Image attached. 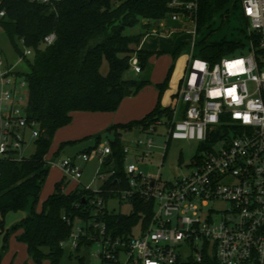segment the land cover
<instances>
[{
    "label": "built area",
    "instance_id": "1",
    "mask_svg": "<svg viewBox=\"0 0 264 264\" xmlns=\"http://www.w3.org/2000/svg\"><path fill=\"white\" fill-rule=\"evenodd\" d=\"M241 2L249 23V45L241 56L214 66L192 53L171 107L173 118L156 121L134 140L136 162H125L128 188L105 191L103 185L98 190L79 186L94 193L88 201L93 215L89 220L64 218L72 233L61 247L70 245V256L77 260L69 264H79L82 258L91 264L80 253L93 246H97L92 255L97 264L201 263L205 256L218 264H264V0ZM169 8L161 22L169 18L185 28L194 26L195 40L200 0H173ZM55 40L51 34L44 44ZM31 56L32 51L24 47L18 62L10 64L0 51V161L28 159L27 144L40 137V124L28 113V81L17 70ZM131 64L141 73L136 55ZM161 126L168 129V144L193 141L200 146V155L185 177L166 181L161 174L147 175L140 168L151 165L157 154L153 138L141 136L156 133ZM131 151L125 146L126 159ZM167 151L168 145L159 167ZM101 154L112 155V151L106 148ZM82 158L89 161L87 154ZM61 166L72 180L82 178L73 160ZM115 174L113 169L99 177L104 184ZM137 198L154 205L149 223L140 222L129 236L113 237L103 215L118 212L109 204L116 200L133 207ZM186 248L191 255H185Z\"/></svg>",
    "mask_w": 264,
    "mask_h": 264
},
{
    "label": "trees",
    "instance_id": "2",
    "mask_svg": "<svg viewBox=\"0 0 264 264\" xmlns=\"http://www.w3.org/2000/svg\"><path fill=\"white\" fill-rule=\"evenodd\" d=\"M172 1H0V12H4V16H0V28L10 39L14 50L18 56L23 55L24 49L20 48L23 42L22 46L32 51L31 58L25 60L27 71H19V75L25 76L29 84V116L40 124V137L35 141L33 156L23 161H0L1 226L3 230L5 216L9 212L24 211L32 201L30 214L14 228L23 230L19 239L27 245L29 256L37 262L48 259L50 264H64L61 243L67 241L72 233V226L64 218L89 220L93 215L88 201L94 193L78 187L66 194L64 187L68 184L64 179L56 184L54 193L44 201L42 212L36 211L50 173L46 156L55 134L71 124L74 113L116 112L124 99L136 96L150 84L147 78L140 81L125 79V74L132 68L134 55L138 57L141 72L151 68L149 61L155 55L154 52L137 49L146 34L125 35V31L141 24L148 32L152 25L157 26L165 19L171 11L169 4ZM240 1L235 0L234 6ZM230 3L231 0H200L198 29L211 27L216 14L228 12ZM244 19L248 28L249 23ZM241 32L247 34L244 29ZM51 34L56 35L55 42L45 45L44 39ZM244 46L241 39H222L205 43L198 56L214 66L225 58L241 53ZM181 47L173 54L176 55ZM104 62L109 65L107 75L101 71ZM172 71L173 67L165 81L158 85L160 98L167 89ZM166 117L172 119L173 110L171 107L162 108L159 100L142 120L117 124L108 130L115 131L116 139L112 143V159L104 162L103 166L115 161L116 174L103 184V190H124L129 186L125 172V145L120 131L134 133L139 129L147 132L155 126L156 121ZM101 137L98 136L97 140ZM74 143L61 144L56 155L65 145ZM133 207L130 215L113 212L103 215L108 232L113 237L129 236L140 222L144 225L149 223L154 205L137 198ZM2 234L0 232V236ZM7 242L8 234L4 238V250ZM1 260L0 253V263ZM79 264H86L85 259H80ZM179 264L218 263L205 256L201 263Z\"/></svg>",
    "mask_w": 264,
    "mask_h": 264
},
{
    "label": "rangeland",
    "instance_id": "3",
    "mask_svg": "<svg viewBox=\"0 0 264 264\" xmlns=\"http://www.w3.org/2000/svg\"><path fill=\"white\" fill-rule=\"evenodd\" d=\"M234 3L235 0H231L228 12L223 11L216 14L210 23L211 27L207 26L198 29L195 40L193 39L194 26L188 25L185 28L181 23L173 22L169 18H166L159 26L152 25L148 32L144 30L141 24L126 29L125 35L146 34L142 49L154 52L155 55L149 61L151 65L149 70L143 73H136L131 68L125 74V79L140 81L147 78L150 79V84L145 86L136 96L124 99L116 112H78L73 117L70 125L55 134L51 150L46 156V160L50 166V173L44 184L40 201L36 206L38 213L42 212L44 201L54 193L56 184L63 179L68 184L67 187H64L66 194L73 192L80 185H84L93 190H98L103 185V181L99 175L108 173L116 167L115 161L107 166H103V161L106 156H103L101 153L106 148L111 149L112 143L116 139L115 131L109 132L108 130L117 124H127L132 121L142 120L147 113L156 107L159 100L161 101L162 108H169L175 105L174 96L179 92V87L185 76L192 53L195 58L200 59L198 53L205 43L210 44L221 41L222 39H241L244 45H249V27L247 28L244 24L245 19L242 2H238L236 6H234ZM243 29L246 31V35L241 32ZM182 44L183 46L181 47ZM180 47L181 49L174 55L173 53ZM20 48L24 49L22 45H20ZM0 51L10 64L18 62L19 56L14 50L10 39L1 28ZM161 52L163 54H160ZM241 55L242 52H239L235 56ZM244 55H247V51ZM171 67H173L171 79L167 89L160 98L158 85L165 81ZM17 70L21 72L27 71L26 64H19ZM101 71L103 75H107L109 71L107 62H104ZM133 98H135L134 106L131 105L129 108H126V103H129V100ZM155 129L156 133H143L141 136L143 139L153 138L156 145L155 152L157 153L151 165H140L141 170L147 175L161 174L163 180L166 181H173L176 178L187 176L190 173L189 165L200 155L199 144L193 141H171L168 144V129L165 126L156 127ZM120 134L123 144L132 150L125 162H136L135 154L137 153L133 150L134 133L120 131ZM98 136H102L99 141L97 140ZM68 142L75 143L65 145L60 153L56 155L61 144ZM166 145H168V151L163 166L159 167L162 158L161 155L164 153ZM35 151L36 146L31 141L27 144L24 155L26 158H30L35 154ZM84 154L89 156L88 162L83 160L82 156ZM69 159L73 160L78 171H82V178L78 181L66 176L65 170L61 166L63 161ZM31 207L32 201L24 211L9 212L5 216L3 230L1 226L2 216L0 213V232H3L0 236V253L2 254L0 264H50L48 259L41 261V263L32 259L28 254L27 245L19 239L23 230L21 228H14L30 214ZM109 208L124 215H130L134 211V208L129 203L121 204L116 200H113L109 204ZM78 225H81V223ZM7 234L8 242L4 250V238ZM96 249L97 246L84 249L80 255L86 256L88 263L97 264V261L92 257ZM71 251L70 245H67L64 249L62 260L64 264L76 263V259L72 258L70 260L69 256ZM184 253L187 256L191 255L189 248H186Z\"/></svg>",
    "mask_w": 264,
    "mask_h": 264
},
{
    "label": "crops",
    "instance_id": "4",
    "mask_svg": "<svg viewBox=\"0 0 264 264\" xmlns=\"http://www.w3.org/2000/svg\"><path fill=\"white\" fill-rule=\"evenodd\" d=\"M157 26H158V25H157ZM150 29H151V28H150ZM144 39H145V38H144ZM144 39H143V41H144ZM143 41H142L140 47L137 48L138 50H141V49H142ZM142 50H143V49H142ZM141 73H143V72H141ZM134 99H135V98H133L132 100H129V101H130L129 103H126V108H129L131 105L134 106V104H135V100H134ZM147 112H148V111H147ZM150 112H151V111H150ZM150 112H149V113H150ZM76 113H78V112H76ZM76 113L73 114V117L75 116ZM149 113H147V114H149ZM144 114H145V113H144ZM147 114H146V115H147ZM146 115H145V116H146ZM145 116H144V117H145ZM136 121H137V120H136ZM132 134H133V133H132Z\"/></svg>",
    "mask_w": 264,
    "mask_h": 264
},
{
    "label": "water",
    "instance_id": "5",
    "mask_svg": "<svg viewBox=\"0 0 264 264\" xmlns=\"http://www.w3.org/2000/svg\"><path fill=\"white\" fill-rule=\"evenodd\" d=\"M140 134H141V130L137 129V130H135L133 137L136 139L140 136ZM111 159H112V155H108L104 158V161L108 162ZM38 262L41 263V261H38Z\"/></svg>",
    "mask_w": 264,
    "mask_h": 264
}]
</instances>
